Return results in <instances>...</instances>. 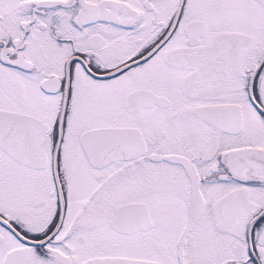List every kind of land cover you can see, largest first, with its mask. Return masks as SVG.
<instances>
[{
  "label": "snow or ice",
  "instance_id": "1",
  "mask_svg": "<svg viewBox=\"0 0 264 264\" xmlns=\"http://www.w3.org/2000/svg\"><path fill=\"white\" fill-rule=\"evenodd\" d=\"M0 264H264V0H0Z\"/></svg>",
  "mask_w": 264,
  "mask_h": 264
}]
</instances>
